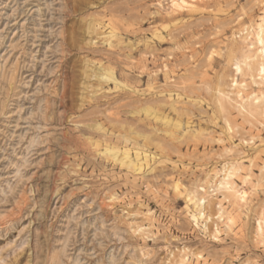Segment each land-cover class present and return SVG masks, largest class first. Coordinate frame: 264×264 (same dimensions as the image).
Masks as SVG:
<instances>
[{"label": "rangeland", "instance_id": "rangeland-1", "mask_svg": "<svg viewBox=\"0 0 264 264\" xmlns=\"http://www.w3.org/2000/svg\"><path fill=\"white\" fill-rule=\"evenodd\" d=\"M263 18L264 0H0V264H264Z\"/></svg>", "mask_w": 264, "mask_h": 264}, {"label": "bare ground", "instance_id": "bare-ground-1", "mask_svg": "<svg viewBox=\"0 0 264 264\" xmlns=\"http://www.w3.org/2000/svg\"><path fill=\"white\" fill-rule=\"evenodd\" d=\"M176 1L177 0H171V4H174ZM180 1H183V0H180ZM177 6H178V4H177ZM255 43H256L258 48L255 51L254 57L260 58L264 62V18L261 20V23L257 25V29H256V32H255ZM244 65L249 66V68L251 67L250 63H248L247 61H242L241 64L238 66V71L242 72ZM99 77L102 79V81L114 82L117 86H120V84L116 81V79L114 77V73L110 69L102 70ZM234 85H237V83H235ZM259 100H260L259 97H255L254 98V101H256V102H259ZM220 106L222 108V104ZM240 108L245 110L247 113H251L248 110L247 106H245V105H241ZM110 154L114 155L115 157L118 156V153L115 152L114 150H111ZM122 161L125 162V163L127 162L128 166H137L140 163V158L137 156L134 160H132L131 156H130V153L129 152H124ZM232 176L233 175L230 172L226 173V176L223 179V182L220 183L219 187L220 188L223 187V189H225L228 193H230V196L232 198H235V199H237L238 201H241V202H245L247 200V194L244 191H238L234 187V184L231 183ZM190 202L192 204H194V208L196 209V211H195L196 214L192 215V219L194 220V222H196V225H198L199 224L198 223L199 219L205 218V212H204L205 199H200V200L190 199ZM228 219H230V218H228ZM232 219H230L228 221V222H230L231 225L235 221V220L233 221Z\"/></svg>", "mask_w": 264, "mask_h": 264}]
</instances>
